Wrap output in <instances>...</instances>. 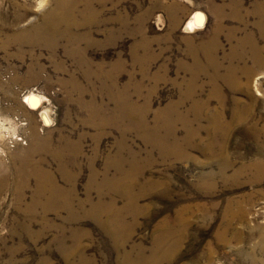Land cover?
Masks as SVG:
<instances>
[{
    "label": "rangeland",
    "instance_id": "374dc122",
    "mask_svg": "<svg viewBox=\"0 0 264 264\" xmlns=\"http://www.w3.org/2000/svg\"><path fill=\"white\" fill-rule=\"evenodd\" d=\"M263 27L264 0H0V264H264ZM215 89L249 115L227 166L190 113ZM32 129L61 156L11 164Z\"/></svg>",
    "mask_w": 264,
    "mask_h": 264
},
{
    "label": "bare ground",
    "instance_id": "6f19581e",
    "mask_svg": "<svg viewBox=\"0 0 264 264\" xmlns=\"http://www.w3.org/2000/svg\"><path fill=\"white\" fill-rule=\"evenodd\" d=\"M65 8V7H64ZM56 16V15H55ZM264 28V27H263ZM263 34V33H262ZM211 46V45H210ZM253 46V45H252ZM254 47V50L252 51L254 53L253 55V63L255 65V67L253 68H248L247 71H248V75H243V78H244V82L245 84H249L251 78H252V75L257 72L258 70H264V46L260 47V46H253ZM212 48V47H211ZM208 52V51H207ZM212 56V55H211ZM207 57V56H206ZM211 58V57H210ZM210 62V61H209ZM216 67V66H215ZM213 68V67H211ZM218 68V67H217ZM235 69V68H233ZM102 70V69H101ZM220 70V69H219ZM236 71V69H235ZM236 73V72H235ZM242 73V72H241ZM228 75V74H227ZM230 75V74H229ZM223 76V75H222ZM225 76V75H224ZM231 77V76H230ZM234 78V77H233ZM221 79V78H220ZM226 79V78H225ZM232 79V78H231ZM242 79V78H241ZM227 80L229 82V78L227 77ZM236 81V80H235ZM237 82H238V79H237ZM228 84V83H227ZM232 84V83H231ZM235 84V83H234ZM237 84V83H236ZM235 84V85H236ZM242 84V82L240 83ZM239 85V83H238ZM243 85V84H242ZM232 87V86H231ZM235 87V86H234ZM239 87V86H238ZM233 88V87H232ZM189 96V95H188ZM220 91L218 89H215V91L212 92L211 96H209L205 101L204 100H199V99H195L193 98L192 101H193V105H192V108H191V111L190 113L193 115V119H192V122H199L202 118H207L208 119V128H207V131L209 133V136L206 137L205 139H207V141L209 142L210 146L208 147L210 150L213 146V142L214 140H218V138L221 139V145L219 146V151H215V150H212L213 151V154L210 156V161L209 163H220V164H224L227 166V164H233L234 161L231 160L228 155L223 151L222 149V146L225 147V145L227 144V139H228V134H229V129L231 127V123H232V119H235L236 121H244L245 119H247V117L249 116L247 112H242L240 107H238V105H235V107H233L231 110H232V115H231V112H229V120H227L228 118L225 117V115L223 114L224 111H223V105H222V99H220ZM33 96H28L26 97L25 99V102L27 104H29V108H34L36 106V98H33ZM187 98V97H186ZM212 99H214V102H216V106H213L211 107V103L213 102ZM95 112V111H94ZM185 118V117H184ZM178 120L180 119L183 120V118H177ZM175 119V120H177ZM93 120V119H92ZM177 121H174L175 123L178 122ZM186 120V119H185ZM189 120V119H188ZM205 120V119H204ZM203 120V121H204ZM173 121V120H172ZM173 122V123H174ZM191 122V123H192ZM172 123V124H173ZM200 123V122H199ZM186 125V124H185ZM189 125V124H188ZM183 127H187V126H183ZM202 127V126H201ZM205 127V126H204ZM173 128V127H172ZM175 128V127H174ZM192 128V129H191ZM191 128L189 129L188 128V144L189 146L193 144L194 140L196 137L194 136H197L196 134V131L193 130V126H191ZM187 129V128H186ZM202 129V128H201ZM176 130V129H175ZM204 130V128H203ZM206 131V130H205ZM31 133L33 134L34 136V139L35 141H30V145L26 148H23L22 149V152H21V156L22 158L21 159H17L14 158L12 161H11V164H33L34 162V158H29V157H34L35 154L37 152H40V151H43V152H47L48 154L51 153L53 154L54 156L53 157H56V158H59L61 156V152H60V149H56V148H52V144L50 142H48L45 138L44 139H40L41 137H38L36 134H35V131L34 129H32ZM174 133V132H173ZM198 133V132H197ZM219 133V134H217ZM187 134V133H186ZM264 134V133H263ZM208 135V134H207ZM214 135L217 136V139L214 138ZM201 136V135H200ZM202 137V136H201ZM264 137V136H263ZM204 138V137H203ZM0 139H2V136L0 135ZM17 137H15V141H21V138L20 139H17ZM263 141V140H262ZM39 143V144H37ZM202 143V141H201ZM217 143V142H216ZM208 145V144H207ZM217 146V145H216ZM55 147V146H54ZM57 147V146H56ZM194 147V146H193ZM202 148V147H201ZM216 148V147H215ZM7 150V149H6ZM209 150V151H210ZM259 151H261L260 153L257 154V159L253 157V159L250 161V165L251 164H254L255 165V168L254 169H257L259 164H264V142L261 143V146L259 147L258 146V149ZM6 152V151H5ZM42 153V152H41ZM1 155H3L2 152H0ZM46 155V154H45ZM260 155V156H259ZM50 157H52L50 155ZM61 160V159H60ZM58 161V160H57ZM55 162V161H54ZM0 164H5L3 162L2 159H0ZM37 164V162L35 163ZM243 164V163H242ZM28 166V165H27ZM261 167V166H260ZM264 171V170H262ZM22 173V172H21ZM25 173V172H24ZM257 174H259V172L257 171ZM256 174V175H257ZM38 175L40 177V181L41 183L38 184V194L37 195H41L42 191L46 190V184L48 182L47 180V175L42 172V171H38ZM21 176V175H20ZM26 178V177H25ZM52 188L50 189L51 193L55 192V191H58L59 188L55 185V183H52ZM20 187V186H19ZM20 189V188H19ZM17 190V189H16ZM23 190V188H22ZM23 194V193H22ZM22 196L20 195L19 199L17 200L18 203H20L21 201V198ZM57 197H60L59 195H55L54 198H57ZM39 198V197H38ZM58 199V198H57ZM171 243L173 244V247H174V244H175V238L173 239V241L171 240ZM166 248H169L168 246H166ZM167 252V251H166Z\"/></svg>",
    "mask_w": 264,
    "mask_h": 264
}]
</instances>
